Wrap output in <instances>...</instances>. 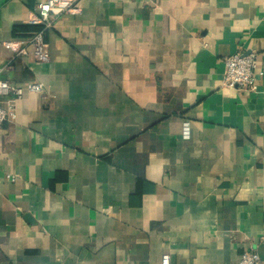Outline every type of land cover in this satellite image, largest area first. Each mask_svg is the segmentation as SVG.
Here are the masks:
<instances>
[{
  "label": "crops",
  "instance_id": "1",
  "mask_svg": "<svg viewBox=\"0 0 264 264\" xmlns=\"http://www.w3.org/2000/svg\"><path fill=\"white\" fill-rule=\"evenodd\" d=\"M41 1L0 0V66ZM78 4L2 74L44 90L0 125V264H264V73L222 82L264 72V0Z\"/></svg>",
  "mask_w": 264,
  "mask_h": 264
},
{
  "label": "built area",
  "instance_id": "2",
  "mask_svg": "<svg viewBox=\"0 0 264 264\" xmlns=\"http://www.w3.org/2000/svg\"><path fill=\"white\" fill-rule=\"evenodd\" d=\"M79 0H43L34 9L27 22L40 25V29L27 37H15L5 42V46L12 52V57L0 66V98L6 96L5 104L0 99V125L5 120L16 117V100L25 92H42L44 84L40 81H27L25 83H12L2 74L13 68L17 57L28 54L31 48L34 57L39 61H49L50 49L45 38V31L51 27L56 18L63 14L77 13L80 8ZM225 70L223 84L242 91H253L257 88L256 78L263 74L257 69V54L255 51L238 50L224 57ZM189 125L185 123L183 136L188 137ZM11 179L14 175L7 174ZM264 239V233L262 235ZM162 264H170L169 255H163ZM236 264H263L261 256L256 249H244Z\"/></svg>",
  "mask_w": 264,
  "mask_h": 264
},
{
  "label": "trees",
  "instance_id": "3",
  "mask_svg": "<svg viewBox=\"0 0 264 264\" xmlns=\"http://www.w3.org/2000/svg\"><path fill=\"white\" fill-rule=\"evenodd\" d=\"M40 25L35 24H21L14 27L16 37H27L40 29Z\"/></svg>",
  "mask_w": 264,
  "mask_h": 264
}]
</instances>
